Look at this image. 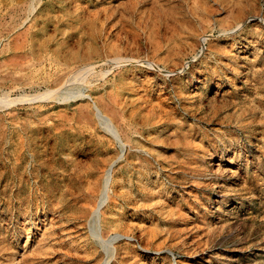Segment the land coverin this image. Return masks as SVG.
Wrapping results in <instances>:
<instances>
[{
  "label": "rangeland",
  "instance_id": "obj_1",
  "mask_svg": "<svg viewBox=\"0 0 264 264\" xmlns=\"http://www.w3.org/2000/svg\"><path fill=\"white\" fill-rule=\"evenodd\" d=\"M0 264H264V0H0Z\"/></svg>",
  "mask_w": 264,
  "mask_h": 264
},
{
  "label": "bare ground",
  "instance_id": "obj_2",
  "mask_svg": "<svg viewBox=\"0 0 264 264\" xmlns=\"http://www.w3.org/2000/svg\"><path fill=\"white\" fill-rule=\"evenodd\" d=\"M79 96L81 98H85L86 97V95H84V94H80ZM88 98H90V97L88 96ZM93 108H94V110L96 112V115H97L99 121H101V123L104 125V128L107 131V133H109L111 135V137L117 142V144L119 145V148H120V153H119V156H118L117 160L115 162H113L108 167V169L106 170L105 177H104V182H102L103 185H102L101 194H100V197H99V200H98L96 206L92 209V212H90V213L86 209L83 212V217H81V219L87 220V223H88V226H89V229L91 231L92 236L95 237V239L97 238L98 240H100L102 238L101 235L99 234V227H100L101 216H102V212L101 211H102L103 206L109 202L110 196H111V193H112V189H113L112 188V184H113V180H115L114 179V175H113V168H114L115 164L117 163V161L127 158L128 148H129V150H132V146L130 144V141H131L130 138L127 137V133L126 132L124 133L121 130L120 125L117 124L111 116H109L107 114H104L99 109V107L96 106L95 104H94ZM110 202H111V200H110ZM50 214L53 215V212L50 213ZM47 219H48L49 222H48V224L45 223V225L49 226L51 232L56 230L57 228H59L57 226L58 221L55 220V218H53V216H51L50 218H47ZM120 238L129 239V237H126V236L116 235L115 239L112 240V241H116L117 239H120ZM108 243L111 246V244H112L111 241H109Z\"/></svg>",
  "mask_w": 264,
  "mask_h": 264
}]
</instances>
